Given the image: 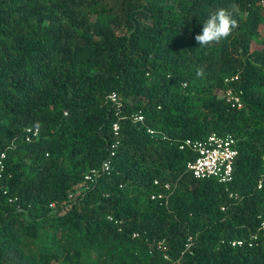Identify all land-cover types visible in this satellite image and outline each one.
I'll use <instances>...</instances> for the list:
<instances>
[{"label":"trees","instance_id":"16d2710c","mask_svg":"<svg viewBox=\"0 0 264 264\" xmlns=\"http://www.w3.org/2000/svg\"><path fill=\"white\" fill-rule=\"evenodd\" d=\"M231 5L238 27L200 48ZM212 134L237 139L229 184L194 178L179 147ZM113 145L111 171L86 181ZM2 152L0 264H264L262 0H0ZM155 181L175 186L168 206Z\"/></svg>","mask_w":264,"mask_h":264},{"label":"built area","instance_id":"2783aa9c","mask_svg":"<svg viewBox=\"0 0 264 264\" xmlns=\"http://www.w3.org/2000/svg\"><path fill=\"white\" fill-rule=\"evenodd\" d=\"M262 5L264 6V0H262ZM238 77L230 79V81L237 80ZM229 79L227 83L230 82ZM221 97L234 109H240L243 107V101L239 94H237L232 88L228 87L219 91ZM111 103L117 108L120 109L121 103L117 93H112L109 96ZM130 119L135 123H144L145 117L141 113H135L130 115ZM113 131L116 135H119L120 125L118 122L114 123ZM38 128H28L26 131V141L32 142L39 135ZM150 134H155L156 131L149 129ZM238 142L237 139L232 135L220 136L217 134H212L206 140H192L187 139L180 142V149L186 150L189 149L195 153V158L188 162L187 169L196 179H216L220 183L229 184L233 182L234 179V166L236 158L238 156ZM117 145H113L110 156L105 160L99 168H93L86 174V181L95 182L103 173H109L113 166V158L116 155ZM6 152L0 154V195L8 194L7 188H3L1 181L4 178V175L7 170L6 165ZM155 185L159 188V192L155 193L152 198L159 200L162 205H169V202L173 196L175 186L172 183H161L160 181H155ZM261 187V183L259 185ZM16 201V199L14 200ZM9 202H13V199H9ZM52 207H55L52 205ZM110 221H114L113 217H109ZM116 224H119L118 221H115ZM259 232H264V218L261 219ZM252 236L250 241L245 240H235L230 242L232 246H242L245 243L251 247L253 246ZM159 246L162 250L166 251L167 247L163 245V242L159 243ZM191 247V239L186 245L185 252L189 251Z\"/></svg>","mask_w":264,"mask_h":264},{"label":"clouds","instance_id":"9594fccd","mask_svg":"<svg viewBox=\"0 0 264 264\" xmlns=\"http://www.w3.org/2000/svg\"><path fill=\"white\" fill-rule=\"evenodd\" d=\"M239 12L237 5H231L230 9L219 8L212 12L209 17L203 21L199 33L193 38L200 48L219 44L222 40L227 39L238 27V21L234 18V14ZM197 77L204 75L202 67L196 69Z\"/></svg>","mask_w":264,"mask_h":264}]
</instances>
